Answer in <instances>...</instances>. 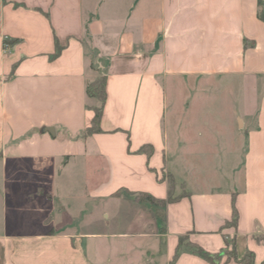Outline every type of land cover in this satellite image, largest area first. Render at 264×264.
Returning <instances> with one entry per match:
<instances>
[{
  "label": "crops",
  "instance_id": "obj_1",
  "mask_svg": "<svg viewBox=\"0 0 264 264\" xmlns=\"http://www.w3.org/2000/svg\"><path fill=\"white\" fill-rule=\"evenodd\" d=\"M258 10V0H0V264H213L192 243L224 264L233 238L239 257L252 250L264 264ZM6 37L19 39L8 52ZM101 73L102 132L84 136L97 104L86 86ZM190 81L232 96L234 112L193 119L202 129L172 148L168 91ZM244 92L257 110L236 99ZM169 174L180 197L156 219L130 192L168 198Z\"/></svg>",
  "mask_w": 264,
  "mask_h": 264
},
{
  "label": "rangeland",
  "instance_id": "obj_2",
  "mask_svg": "<svg viewBox=\"0 0 264 264\" xmlns=\"http://www.w3.org/2000/svg\"><path fill=\"white\" fill-rule=\"evenodd\" d=\"M191 85H185L182 93L180 94L176 91H168L170 96V102L167 107V120H166V131L167 135H169L170 139V146L175 147L176 145H179L180 142L183 145L184 140H191L193 137L196 136V132L202 129L199 124L200 122L198 120H193L196 118H199L202 115H207L210 119L209 123H214L211 121L212 113L218 112L222 113L225 117H230L231 114H233L234 109L231 106L232 96L229 97L227 94H222V91L217 89L215 86L213 87H207L204 86L203 83L195 84L194 81H190ZM178 91V90H177ZM175 95V96H174ZM236 99H247L246 103V109L247 110H257L258 104H259V98L254 100L252 96L250 97L249 93H241L240 95H237L235 93ZM260 97V96H258ZM222 98H225V104L223 106L218 104V101ZM251 98V99H250ZM192 122L194 126L192 125ZM208 129H210L208 127ZM170 147V148H171ZM172 147V148H173ZM225 157L227 158L226 161V168L224 169L225 176L228 178L233 176V169L229 166L231 165V159L230 156L232 153H230L227 150V145H225ZM173 155L172 149L170 150V156ZM196 163L200 166H202V161H196ZM172 166L176 170V173L178 174V177L181 180L189 179L188 173H185V168L182 161H178L176 164L172 163ZM200 171L202 168H198ZM209 174L212 178H216V174H218L219 179H221L220 170L217 169H208ZM219 172V173H218ZM198 176L202 175V172L197 173ZM206 177V176H204ZM223 178H225L223 176ZM226 180V179H225ZM157 212L163 216V209L160 206L154 207Z\"/></svg>",
  "mask_w": 264,
  "mask_h": 264
},
{
  "label": "trees",
  "instance_id": "obj_3",
  "mask_svg": "<svg viewBox=\"0 0 264 264\" xmlns=\"http://www.w3.org/2000/svg\"><path fill=\"white\" fill-rule=\"evenodd\" d=\"M258 16L261 20L264 21V0H258ZM19 41V39H12V38H5V43L9 44H15ZM62 51V46L57 43L56 52L52 56V58H55L60 55ZM86 93L89 97H94L97 99V104L92 106V109L94 110V116L91 122V125L85 130L84 136L91 135L96 132H102L101 129V119L103 116L104 106L107 100V75L106 74H99L97 77H95L93 80H90L87 83L86 86ZM142 152H146L150 154L152 152V147L149 145H145L141 149ZM168 184H169V196L168 198H157L153 196L152 194L144 191H137V192H130L131 195H133L139 202L151 205L153 207L160 206L162 209H164L167 205V203L177 200L180 196H174L173 195V189L175 185L174 177L169 174L166 176ZM153 210V209H152ZM154 211V217L156 219H160L163 216L160 215L157 210ZM239 220V212L234 207L232 220L228 221L227 224L237 226ZM263 235H258V239H262ZM184 238L181 239V242L178 245L175 259L178 258L180 254L181 245L183 244ZM227 242V248L226 253L228 255L227 261L224 263L226 264L230 260H235L239 264H254V252L252 250H248L242 257H239L236 250L235 240L234 238L232 240H226ZM190 249L193 253L198 254L199 256L205 258L206 260L212 262L213 264H220V258L222 256V253H212L208 250H205L200 245H197L195 243L189 244Z\"/></svg>",
  "mask_w": 264,
  "mask_h": 264
},
{
  "label": "built area",
  "instance_id": "obj_4",
  "mask_svg": "<svg viewBox=\"0 0 264 264\" xmlns=\"http://www.w3.org/2000/svg\"><path fill=\"white\" fill-rule=\"evenodd\" d=\"M11 48H12V44L5 43V45H4V50H5L6 52L10 51Z\"/></svg>",
  "mask_w": 264,
  "mask_h": 264
},
{
  "label": "water",
  "instance_id": "obj_5",
  "mask_svg": "<svg viewBox=\"0 0 264 264\" xmlns=\"http://www.w3.org/2000/svg\"><path fill=\"white\" fill-rule=\"evenodd\" d=\"M48 131L53 132L54 133V129L53 128H48Z\"/></svg>",
  "mask_w": 264,
  "mask_h": 264
}]
</instances>
